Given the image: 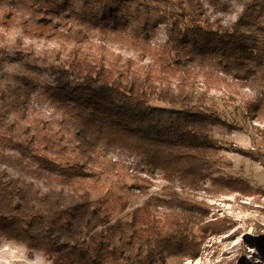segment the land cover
<instances>
[{
  "label": "rangeland",
  "instance_id": "obj_1",
  "mask_svg": "<svg viewBox=\"0 0 264 264\" xmlns=\"http://www.w3.org/2000/svg\"><path fill=\"white\" fill-rule=\"evenodd\" d=\"M52 1L61 7L56 14L38 12L39 7H46L47 0H0V87L5 96L0 98V110L14 104L20 93H30L25 117L9 111L0 131L17 134L45 157L69 164L81 155L76 131L83 101L97 97L94 87H86L92 65L110 69L114 59L121 56L131 62L129 71L120 78L124 84L135 76L143 80L146 92L150 91L148 78L163 77L177 85L181 73L167 53L169 33L175 19L183 29L194 24L186 16V0ZM201 1L207 18L201 23L203 27L227 36L237 15L251 0H224L231 5L227 12L216 11L209 0ZM256 33L264 52V23ZM186 35L190 40L191 33ZM189 66L196 74L199 90L208 91L207 106L233 129L225 125L210 127L215 147L208 158L206 180L198 189L182 190L177 184V192L204 203L209 212L198 213L193 224L200 241L199 227L205 222L227 218L235 225L225 233L210 235L201 243L196 258L164 255L162 264H264V250L255 240L257 234H264V114L257 111L252 117L247 109L248 104L264 99V65L247 57L229 60L227 66L217 69L194 63ZM150 102L167 107L155 100ZM140 162L134 153L101 144L89 176L62 178L41 169L32 156H24L0 137V174L8 171L7 179L24 182L36 193L62 192L68 198L88 193L92 201L103 200L112 223H130L133 212L151 197L168 202L152 206L157 217H177L180 205L170 201L171 189L162 173H141L136 168ZM238 179L247 181L257 192L244 194L234 184ZM172 231L161 227V232ZM0 264L52 261L45 252L8 240L0 232ZM106 264L129 263L109 260Z\"/></svg>",
  "mask_w": 264,
  "mask_h": 264
},
{
  "label": "trees",
  "instance_id": "obj_2",
  "mask_svg": "<svg viewBox=\"0 0 264 264\" xmlns=\"http://www.w3.org/2000/svg\"><path fill=\"white\" fill-rule=\"evenodd\" d=\"M209 1L216 11L227 12L231 7L224 0ZM186 2V16L191 17L194 25L183 29L175 19L167 51L181 73L177 85L163 77L148 78L150 91L146 92L142 89L143 80L135 76L124 84L120 78L129 71L131 62L121 56L114 59L110 69L101 64L92 65L86 87H94L97 97L94 101H83L84 109L77 116L80 158L69 164L55 162L17 134L0 131V137L21 154L32 156L41 169L62 178L89 176L88 170L93 169L92 162L101 144L134 153L141 158L136 165L141 173L151 176L162 173L171 189L170 201L180 205L179 215L157 217L152 206L167 201L151 197L133 212L130 223H112L111 214L101 199L92 201L88 193L70 198L62 192L36 193L24 182L7 179L9 173L4 170L0 174V232L8 240L45 252L52 264H106L109 260L162 264L164 255L196 258L200 255L201 243L210 235L225 233L235 225L227 218L205 222L199 227L200 241L193 224L198 213L209 212L204 203L177 192V184L182 190L198 189L200 182L206 180L205 173L210 169L208 158L215 147L210 127L225 125L233 129L215 109L207 106L208 91L199 90L196 74L189 65L217 69L227 66L229 60L236 62L247 57L264 65V52L256 33L263 28L264 0L245 3L227 36L219 31L208 32L203 27L201 23L207 18L201 0ZM60 9L54 1L47 0L46 7L37 10L41 14H56ZM93 21L99 23L97 18ZM186 31L191 33L190 40ZM114 74L120 77L115 78ZM29 97V92H22L8 109L0 110V126L5 125L9 111L24 118ZM0 98L5 99L1 87ZM151 100L167 107L154 106ZM257 100L247 105L252 117L257 111L264 114V99ZM236 152L249 156L242 149ZM22 161L19 160L21 164ZM234 184L244 194L251 196L257 192L247 181L238 179ZM138 227L143 228L138 230ZM161 227L173 231L161 232ZM256 238L263 251L264 234L259 233Z\"/></svg>",
  "mask_w": 264,
  "mask_h": 264
}]
</instances>
